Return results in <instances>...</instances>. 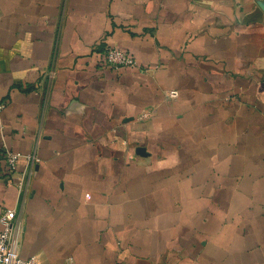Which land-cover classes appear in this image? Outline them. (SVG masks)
<instances>
[{
    "label": "crops",
    "instance_id": "0c3cea01",
    "mask_svg": "<svg viewBox=\"0 0 264 264\" xmlns=\"http://www.w3.org/2000/svg\"><path fill=\"white\" fill-rule=\"evenodd\" d=\"M0 103L21 257L264 264V0H0Z\"/></svg>",
    "mask_w": 264,
    "mask_h": 264
},
{
    "label": "built area",
    "instance_id": "2783aa9c",
    "mask_svg": "<svg viewBox=\"0 0 264 264\" xmlns=\"http://www.w3.org/2000/svg\"><path fill=\"white\" fill-rule=\"evenodd\" d=\"M105 63L111 68L130 67L138 68L139 64L134 56L116 47L104 50ZM148 71V68H141ZM169 99H176L178 91L175 89L167 92ZM3 104L0 103V110ZM3 157L7 165L6 180L13 183L19 194L25 191L27 180L33 166L38 163V157L34 153L13 152L4 149ZM23 161V169L17 174V164ZM22 235V225L16 217L15 208H3L0 212V264H37V257L23 258L19 254V243ZM64 264H74L67 261Z\"/></svg>",
    "mask_w": 264,
    "mask_h": 264
},
{
    "label": "water",
    "instance_id": "95a60500",
    "mask_svg": "<svg viewBox=\"0 0 264 264\" xmlns=\"http://www.w3.org/2000/svg\"><path fill=\"white\" fill-rule=\"evenodd\" d=\"M136 152L141 154V153L144 152V149H143V148H137V149H136Z\"/></svg>",
    "mask_w": 264,
    "mask_h": 264
}]
</instances>
